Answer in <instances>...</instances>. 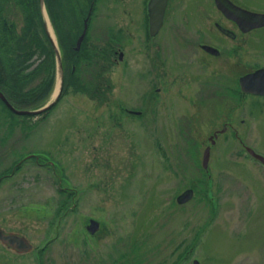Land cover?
Segmentation results:
<instances>
[{"label":"rangeland","instance_id":"374dc122","mask_svg":"<svg viewBox=\"0 0 264 264\" xmlns=\"http://www.w3.org/2000/svg\"><path fill=\"white\" fill-rule=\"evenodd\" d=\"M138 1H103L110 20L132 39L86 45L93 58L78 69L80 89L68 87L43 116L8 115L0 104V173L9 174L0 181V228L31 245L18 251L0 240V264H264V163L245 149L264 155V97L221 95L223 84L234 86L214 73L219 60L229 62L225 49L218 59H201L204 53L195 47L193 62L182 59L200 37L232 44L214 33L212 0H185L205 10L198 21L204 34L175 37L166 24L157 35L167 58L157 59L154 76L148 60L157 44L137 40ZM242 1L264 10V0ZM1 3L14 38L24 13L14 0ZM251 35L253 64L264 66V28ZM5 44L0 65L8 78L15 67ZM244 54L245 48L238 57ZM33 59L29 69L39 62ZM201 70L205 85L192 77ZM57 73L51 92L29 109L55 98ZM44 75L22 87L30 89ZM225 120L230 123L209 152V177L202 153ZM14 161L19 166L12 170ZM199 179L205 181L197 186ZM195 181L192 197L177 203L175 197ZM59 185L74 195L68 204L75 206L66 211H58L65 198ZM209 189L210 203L203 194ZM89 216L100 224L93 235L83 225Z\"/></svg>","mask_w":264,"mask_h":264},{"label":"flooded vegetation","instance_id":"af4514ba","mask_svg":"<svg viewBox=\"0 0 264 264\" xmlns=\"http://www.w3.org/2000/svg\"><path fill=\"white\" fill-rule=\"evenodd\" d=\"M49 1L53 32L56 34L59 48L70 47L74 50L76 49L75 46L109 43V37L111 41L113 40L114 42H124V40L127 38L132 39V37H130L131 33H129L124 26L117 25L113 22L114 20H110L109 13H111V10L107 11L103 8V1L105 0H78V2H80V5L75 7L73 6L74 0L73 3L72 0ZM138 2L139 3L137 8L134 6L136 8L135 12L136 10L137 13L139 11V14H137L136 16V27L137 31H139L137 40H144V42L149 43L151 47L157 44V51H155V53L153 52L154 55L151 53L150 59L148 58V61L150 62V70L154 71V73H152L154 76H157L158 73L155 71V66L157 67V65H159L157 59L164 63L163 59L167 58V52H163L162 50L158 49V47H163L162 44L156 42L157 35L162 31V29H164L166 24H169L171 26L172 30L174 31V34L172 35L175 37L204 34V27L199 24L198 21H201V16L205 14V10H201L200 5L196 4L191 8V6L185 0H167L165 4L166 7L162 16L163 20L160 29L156 32V34L151 35L149 29V0H139ZM222 2L223 4H225V6H221V4L218 5L216 0H212L211 2L213 10L217 15V18L213 17L215 19L212 20V25L215 27L214 33H220L222 40L229 39L230 42L232 41V44L224 45L220 43L221 41L218 42V44L212 42L207 43L201 40L200 37L199 40H196L197 43L196 41H193L191 43V52L182 56V59H184L187 65H189V62H193L195 58V47H197L199 50H202V52L204 53L201 55V59L206 57H213L218 59L223 54V49H225L229 54L228 56L230 57L227 59L229 62L221 64L223 60H219L214 65L216 68V71L214 73H216V75L219 74V78L223 79V81H230L232 82V84H234L233 88H231V84L221 83V85L223 84L221 90H225L223 93H221V95H227L228 97L231 96L232 98L235 97L240 100L243 95L241 94V91L239 89V77L255 69V66L253 64V56L251 54V33L254 30H260L264 28V24L262 26L249 27L250 25L248 20H251V17L245 14L243 10L255 11L256 13H264V10L249 7V5L242 0H222ZM223 8L227 11V15L224 13ZM4 10H2L1 14H4ZM228 14H230V16H228ZM23 19H19V31H17V36L21 35L22 32H25V30L23 29L25 26L23 23ZM253 20L256 21L257 18H253ZM85 24L86 27L84 30ZM12 27L14 29V32L10 33ZM185 28L188 29L185 31ZM83 32L84 35L80 40V44L78 45L77 41ZM14 33V24L12 25L11 22L3 19V22L0 24V36H3V39L0 42V53H2V49L4 45H6L5 43L9 44L10 35L14 36ZM188 42L189 39L187 40V43ZM203 44H208L216 47L218 49V52L213 53L206 50L202 47ZM244 48L245 58L240 59L238 55L240 54L239 56L243 57ZM32 49L39 50L42 48H38L33 45ZM112 52L115 53L117 51L114 50ZM0 56H2V54H0ZM231 58L232 60H230ZM201 59L199 60V62L201 61ZM226 64H228V66ZM229 68H232L233 73L228 72ZM1 69L2 67L0 65V70ZM178 69H181V67ZM202 74V70L201 72L197 71L196 73L192 74V77L196 79L199 78L200 84L205 85L208 80H205L207 78H202ZM213 75L214 74H212V76ZM217 84L219 85V83ZM246 95H248V93H246ZM196 96H199V94H196ZM224 122V129H227L230 122L226 120ZM215 130L214 131L216 134L214 135L213 139L209 138L210 141H213V146L215 145L216 139L219 135L218 129ZM205 171L207 173V176L211 177L209 175V168Z\"/></svg>","mask_w":264,"mask_h":264},{"label":"trees","instance_id":"16d2710c","mask_svg":"<svg viewBox=\"0 0 264 264\" xmlns=\"http://www.w3.org/2000/svg\"><path fill=\"white\" fill-rule=\"evenodd\" d=\"M13 1V0H12ZM18 2L21 5L22 13H24V30L25 32L21 33V35L14 37L10 35V39L12 37V40H14L12 43H9V50L13 56L12 58V66L15 67L14 74L13 72L6 78L4 74H6L5 70H0V88L6 95L7 99H9L12 104L17 108H28L30 106H35L41 102L44 97H46L53 88L54 83V72H55V54H53V48L50 44L46 33H44L43 29V22H41V16L39 12V6L37 0H14ZM47 8L50 11V1L46 0ZM3 10V3H1L0 0V24L3 22V14H1ZM51 12V11H50ZM13 27L10 31L12 33ZM35 47H41L42 49L39 50H33L32 46ZM36 55V58H38L39 62L34 65V67L30 68L31 65L34 63V59L32 58ZM64 62L66 66V72H65V78L63 83V89L62 92H65L68 87L74 86V89H80L82 80H78V69L83 62L86 63V61H89L88 58H93V53H90V47L86 45H81V48L76 51L72 48H64ZM2 58V57H1ZM3 59V58H2ZM94 62V61H93ZM75 65L73 68L72 65ZM102 66L100 64L99 68ZM28 68V73L25 74L23 71H26ZM4 71V73H3ZM44 71L45 75L40 79V81L34 85L31 86L30 89L25 90L22 86L28 81L29 79L38 77L40 73ZM95 71V69H94ZM102 71V70H101ZM100 71V73H101ZM94 74V72H93ZM95 75V74H94ZM92 78V81L94 79V76ZM11 79V80H10ZM13 80V83L11 81ZM92 81H88V84H91ZM109 82V80H108ZM0 104L2 105L3 109L8 112V115L13 114L11 110H8L4 103L0 99ZM54 104L49 107L43 114H46L48 111L52 109ZM26 116L27 115H21ZM14 165V164H13ZM12 165V166H13ZM18 167V166H17ZM16 167V168H17ZM5 172L0 173L1 175ZM198 179V178H197ZM205 179L202 181L199 179L197 182L198 184L203 185ZM208 184V183H207ZM193 188H196V181L195 183H191ZM204 187V186H203ZM204 189V188H203ZM60 193L65 195V198H62L59 202V210H66L69 206L68 201L73 196V193L64 189L59 190ZM203 194L207 195V199L209 200L210 195V189L205 191L203 190ZM210 199H212L210 197ZM57 211V212H58ZM59 213V212H58Z\"/></svg>","mask_w":264,"mask_h":264},{"label":"water","instance_id":"95a60500","mask_svg":"<svg viewBox=\"0 0 264 264\" xmlns=\"http://www.w3.org/2000/svg\"><path fill=\"white\" fill-rule=\"evenodd\" d=\"M40 1V11L42 12L43 18H46V12L44 11L45 9V4L43 0H38ZM167 0H149L148 3V7H149V15H150V22H149V29H150V34H155L159 29L160 26L162 24V20H163V12L165 9V4H166ZM217 4L221 6L225 4H223L222 0H216ZM228 2V1H227ZM229 3V2H228ZM230 4V3H229ZM224 13L227 15V11L223 8ZM245 12V14H247L248 16L251 17V20H248L249 22V27L252 26H262L264 24V13H256L254 11H247V10H243ZM229 12V10H228ZM228 16H230V14H228ZM253 18H257V20H253ZM86 24L84 26V30H85ZM84 32L81 34L80 38L78 39V45L80 44V40L83 37ZM51 39V37H50ZM52 41V39H51ZM52 44L54 46V53L56 54V65H57V75H59L58 77L60 78V82H59V90L56 94H54V99H52V101L47 102L46 104L42 105L39 108H31V109H24V108H16L14 107L11 102L6 99L5 95L3 94V92L0 90V99L3 100V102L5 103V105L7 106L8 109L12 110L14 113L16 114H39L42 111H45L46 109H48L50 106H52V104L59 98V94L62 91V83H63V65L61 64V54H59V48L56 47L55 43ZM80 46H76V49H78ZM203 48H205L208 51H212V52H217V49H215L212 46H208V45H203ZM122 52L120 53L119 57H122ZM240 87L243 91H247L253 94H261L264 95V67L261 68H257L255 69L253 72H249V73H245L243 76H240ZM212 138V137H211ZM250 153H252L254 156H256L257 158H259L261 161L264 162V157L261 154H257L255 153L251 148L248 149ZM209 151H210V146H207L204 151H203V158H202V166H204V168H207V162L209 159ZM193 193L192 189H186L184 190L183 193L179 194L176 199L179 203H183L186 200H188V198L191 197ZM89 225L87 226V229L89 232H94L97 227L99 226L98 221H96L93 218H89ZM0 239L3 242H6L7 244H9L10 246H12L13 248H17V249H23L26 250V248H28L30 246V243L27 241V239L23 238L22 236H19L18 234H11V233H3L0 230ZM194 264H198L196 260L193 261Z\"/></svg>","mask_w":264,"mask_h":264},{"label":"bare ground","instance_id":"6f19581e","mask_svg":"<svg viewBox=\"0 0 264 264\" xmlns=\"http://www.w3.org/2000/svg\"><path fill=\"white\" fill-rule=\"evenodd\" d=\"M59 82H60V78L58 77V80H57V84H56V88H55V90H54V93L53 94H56L57 92H58V90H59Z\"/></svg>","mask_w":264,"mask_h":264}]
</instances>
